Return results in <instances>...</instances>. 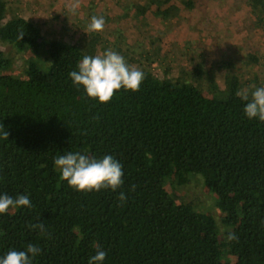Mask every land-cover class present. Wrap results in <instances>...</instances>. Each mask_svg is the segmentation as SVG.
<instances>
[{"label": "trees", "instance_id": "trees-1", "mask_svg": "<svg viewBox=\"0 0 264 264\" xmlns=\"http://www.w3.org/2000/svg\"><path fill=\"white\" fill-rule=\"evenodd\" d=\"M168 1L147 0L145 9L163 18ZM249 7L264 17V0ZM97 43L45 39L0 0V44L30 56L19 77L0 50V195L32 203L0 214V258L32 244L40 249L32 264H88L99 245L103 264H264V122L245 115L240 80L210 77L204 86L195 68L172 80L136 64L145 76L139 91L100 103L69 77L97 55ZM68 152L111 155L123 184L76 191L54 165ZM188 173L214 194L221 239L211 214L167 193L168 179L184 184ZM38 222L43 234L30 227ZM229 231L237 239L227 242Z\"/></svg>", "mask_w": 264, "mask_h": 264}, {"label": "rangeland", "instance_id": "rangeland-1", "mask_svg": "<svg viewBox=\"0 0 264 264\" xmlns=\"http://www.w3.org/2000/svg\"><path fill=\"white\" fill-rule=\"evenodd\" d=\"M70 0H5L7 15L18 14L35 22L46 38L75 41L82 48L98 42L96 53L112 49L131 58L129 65L149 64L161 78H185L195 68L202 85L212 77L221 84L235 75L241 90L264 87V17L253 13L249 0H169L163 18L154 15L147 0H80L76 14ZM260 6V4H259ZM165 8V7H164ZM144 10V12H141ZM92 16L105 20L102 32H89ZM0 50L10 59L8 71L19 77L30 56L8 44ZM184 184L166 181L167 193L176 202L190 203L209 213L221 239L220 212L215 196L197 174L188 173ZM165 183V182H164Z\"/></svg>", "mask_w": 264, "mask_h": 264}, {"label": "clouds", "instance_id": "clouds-1", "mask_svg": "<svg viewBox=\"0 0 264 264\" xmlns=\"http://www.w3.org/2000/svg\"><path fill=\"white\" fill-rule=\"evenodd\" d=\"M69 12L76 14L80 8V0H70L67 5ZM104 18L92 16L88 25L89 32H102L104 30ZM23 33L20 34L22 37ZM78 70L69 73V77L76 86H83L89 98H94L100 103L110 102L121 89L139 91L145 76L144 73L130 66L125 58L118 52L108 49L95 56L85 55L78 63ZM249 97V90L244 89L237 95L243 101H247L243 111L247 118H257L264 122V87H254ZM0 128H3L0 125ZM7 139L8 133H3ZM54 165L60 170L61 180L68 183L76 191L91 192L101 189L117 190L123 184V171L121 164L111 155H105L101 159L90 158L80 152H68L58 156ZM135 186H132V190ZM118 200L124 202L127 196L121 192ZM20 207H32L27 195H19L12 198L7 194L0 195V214L8 213L10 209ZM32 229L45 232V224L38 222L30 226ZM237 239L234 232L229 231L225 240L230 242ZM40 249L29 244L23 251L12 250L0 258V264H32V258L38 255ZM107 253L99 245L96 246V254L90 257L88 264H103Z\"/></svg>", "mask_w": 264, "mask_h": 264}]
</instances>
